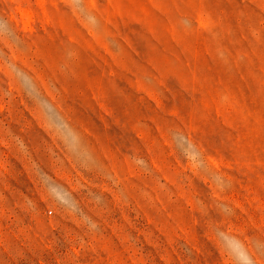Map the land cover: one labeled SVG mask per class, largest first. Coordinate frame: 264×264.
I'll return each instance as SVG.
<instances>
[{
    "label": "rangeland",
    "instance_id": "rangeland-1",
    "mask_svg": "<svg viewBox=\"0 0 264 264\" xmlns=\"http://www.w3.org/2000/svg\"><path fill=\"white\" fill-rule=\"evenodd\" d=\"M0 264H264V0H0Z\"/></svg>",
    "mask_w": 264,
    "mask_h": 264
}]
</instances>
